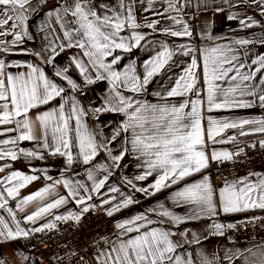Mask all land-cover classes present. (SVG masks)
Wrapping results in <instances>:
<instances>
[{
  "label": "crops",
  "instance_id": "obj_1",
  "mask_svg": "<svg viewBox=\"0 0 264 264\" xmlns=\"http://www.w3.org/2000/svg\"><path fill=\"white\" fill-rule=\"evenodd\" d=\"M82 2H86V0H82ZM72 4L73 0H48L47 3L41 2V0H31V8L25 13L28 19L23 25L14 19L9 22V25L0 29V31L9 33V35L0 36V59L4 60L8 66L6 71L14 74L27 73L29 69L26 65L32 64L40 68L52 82L65 89L62 93L64 99L57 97L48 105H42L39 110L33 111L58 110L59 106L63 104L64 114L67 117L71 112L70 106L74 103L83 110L82 122L95 136L97 144L104 143L107 148H100L96 157L88 165H85L82 163V157L78 155V147H74L72 149L74 160L71 165H68L66 157L52 155L51 149L43 148L42 129L38 125L33 129V133L37 137L36 140L17 141L16 144H5L3 141L14 140L27 130L22 126L18 127L15 123L0 125V155L15 152L18 157L16 160H12L10 156L0 158V168L3 169L0 171V194H3L0 197V203L7 201L5 206L0 208V232H6L8 229L15 232L19 225V229L30 233L45 224H58L62 220H57V216H68L70 213L80 215L81 209L86 206L90 210L101 209L107 212L130 197L133 200L132 204L113 213L114 231L103 235L106 241H117V233L120 231L115 227L117 223L134 220L136 216H145L148 220L153 221L151 225H148L149 228H160L173 233L171 239L179 245L173 255L180 258L181 264H189V262L190 264H260L261 260H264V239L229 241L225 238L224 232L228 225H236L250 217L264 216V209L254 208L244 212L218 213L215 216H209L206 213H200L199 206L185 202L176 196V193L182 191L187 185L202 182L205 177L208 178V182L218 194L219 190L225 186L216 188L213 184L211 166L218 161L210 159L206 169L155 192L150 185L158 178L156 171H153V174L145 180L136 179L138 176L145 175L149 169L144 162L145 158H137L138 154L130 151L132 130L122 131L124 125L128 123V115L111 111L97 113L95 109L113 106L116 90L137 105L172 107L179 106L185 100L200 99L205 102L202 108L205 128L208 127L209 119L237 123L243 120L254 121L245 124L242 128L223 130L216 136V143L205 136L209 151L227 152L234 156L253 141L264 139V131H260L264 128V107L260 106L255 96H242L239 92L228 93L229 101H254L255 104L253 107L247 108L229 106L214 108L212 111L207 110V79L204 73L205 57H208L210 68L215 66L222 70L232 69L225 78L214 81L218 86L217 102L222 103L225 93L237 86L241 89L247 87L248 91L257 93L264 92V84H261V80H264V68H260L258 62L253 63V61H259L260 57H264V3H261L260 0H256V3H253V0H179V3H176V8L179 11L168 9L167 16L176 17L184 22L182 24H176L170 18L157 17L149 11H144L145 5L135 4L138 23L144 25L148 20L157 19H160L161 23L157 26L156 31L147 27L137 29V32L145 36V39L140 42V46L133 48L130 53L116 49L112 56L105 58L104 62L109 63L113 56L118 55L122 58L118 64L113 65V69L123 72L130 64H134L135 75L139 76L142 81L146 75L144 63L147 60L163 51L164 46L173 52L171 60L164 69L155 74L149 83L138 92L131 91L130 84L113 90L109 79H98V77L108 74L104 69L94 66L89 57L83 55L86 49L67 47L68 40L63 35L64 32L73 31L75 35L74 30L79 27L76 24L77 18L72 17L70 12L64 15L62 11L64 6ZM92 4L97 6V12L102 11L98 7L100 4H106L113 9L119 7L118 0H92ZM57 6L61 8L60 18H57L55 14L49 17L47 13L53 11ZM152 7L164 11L166 3L164 0H156ZM33 8L35 11H32ZM230 16L234 18L229 19ZM241 21L249 26L246 27ZM13 23L18 25L14 29L11 28ZM184 24L192 32L190 37H175L159 30L168 28L182 31ZM25 32L27 35L24 34ZM131 32V29L126 28L121 32V35L130 39ZM16 33H19L23 38L16 41ZM29 37L31 38L29 39ZM240 41H247V43H240ZM61 44L65 45L63 49L60 48ZM53 47L59 54L50 56ZM184 52L188 54L185 55ZM36 53L39 55H35ZM45 57H49L51 63L45 62ZM193 59L197 64L193 71L196 78L195 89L199 90V95L189 93L186 96L169 97L167 93L176 87L177 81L191 66ZM77 60L84 64L87 72H80V69L76 67ZM213 60L216 61L215 65L212 64ZM17 64L23 66L13 67ZM257 68H260V71H257ZM65 69L66 71H64ZM237 69L240 75L236 80H232L231 77L237 75ZM57 71L62 72L63 75L57 76L55 74ZM217 74L219 75V73ZM245 75L251 76L252 79L241 81L240 76ZM64 76L73 80L78 87L72 89ZM85 77L95 82L89 84ZM29 116L32 117V112L29 113ZM16 119L22 120L23 117H16ZM69 124L74 126L75 120H70ZM7 128L16 130L5 132ZM242 132L245 134L241 135ZM116 133L119 135L112 139ZM21 149L24 152H36L37 156L28 157L20 151ZM122 150L126 154L118 162L119 167H115L111 157L121 154ZM40 155H43L44 158L40 159ZM101 165L106 166L111 174L105 172L100 167ZM89 170L92 171L94 180L88 179ZM14 172H20L26 176H36L38 179L19 188L18 194L8 196L7 189L18 187L21 183L19 179L9 181ZM105 175L108 176V179L104 187L100 189L99 193L95 192V183L104 179ZM65 180L71 181L73 186L83 184L87 191L79 190V196L86 199L88 195H91L92 199H86L85 204H77L75 199L70 196L68 188L64 186L63 181ZM128 181L132 182L131 185L127 183ZM239 181H243L244 184L256 185L259 188L261 181H264V170L248 173L244 177L231 180L228 183ZM113 187L119 191H110ZM45 188H49V192L43 198H38L27 204L23 203L25 198ZM137 189H148V191H137ZM259 194V192L254 193L253 199H258ZM60 197H69L68 202L51 209L34 222L27 220V216L34 214ZM216 199L217 196H214V200ZM104 200H110V203H103ZM161 205L164 206L163 209L160 207ZM164 210L180 217V222L169 221L168 218L161 217L160 213ZM196 214H198V218H193ZM162 220L163 223H161ZM138 223L145 224L146 221ZM214 224H222L225 227L222 232H218L213 227ZM46 230L48 229L46 228L44 231ZM130 235H136V233ZM25 238L23 236L15 240L0 238V260H3V264H38L34 255L24 246ZM108 247L109 245L106 244L105 247L99 248L92 257L77 264H101L102 254ZM98 256L100 260L97 259Z\"/></svg>",
  "mask_w": 264,
  "mask_h": 264
},
{
  "label": "snow or ice",
  "instance_id": "obj_2",
  "mask_svg": "<svg viewBox=\"0 0 264 264\" xmlns=\"http://www.w3.org/2000/svg\"><path fill=\"white\" fill-rule=\"evenodd\" d=\"M41 2L47 3L48 0H41ZM118 2V9H113L106 4H100L98 7L102 11L97 12V6L92 4V0H86V2L73 0V4L64 6L62 11L64 15L70 12L72 17L77 18L76 24L79 27L75 28V35L73 31H65L63 35L67 37V47L86 49L83 55L89 57L94 66L104 69L108 74L107 76H100L98 79H109L113 90L130 84L131 91L138 92L144 85L149 83L155 74L164 69L165 65L171 60L173 52L164 46L163 51L158 52L152 59L147 60L144 63L146 75L142 81L139 76L135 75L136 68L134 64H130L123 72L113 69V65L118 64L122 57L118 55L113 56L109 63L104 62L105 58L112 56L113 51L116 49L130 53L133 48L139 47L140 42L145 39V36L137 32V29L147 27L156 31L157 26L161 23V20L157 19L154 21L148 20L146 24L141 25L137 22L134 5L137 3L145 5L144 11H149L157 17L170 18L176 24L184 22L176 19V17L167 16L168 9L179 11L176 8V3H179V0H175V3L174 0H164L166 3L164 11L152 7L156 0H118ZM260 2L264 3V0H260ZM253 3H256V0H253ZM29 8H31V0H0V29L9 25V22L14 19L23 25L28 19L25 13L28 12ZM32 11H35V9L33 8ZM54 14L57 18H60V6L47 13L49 17ZM233 18L229 17V19ZM241 23L246 27L249 26L244 21H241ZM17 26L13 23L11 28L14 29ZM126 28L132 30L130 39L121 35V32L125 31ZM159 30L175 37H190L192 35L186 24H184L182 31H174L168 28ZM24 34L27 35V32ZM6 35H9V33L0 31V36ZM22 38L19 33H16V41ZM240 43H247V41H240ZM64 47V44L60 45L61 49ZM53 54H59L55 47L51 49L49 55ZM183 54L187 55L188 53L184 52ZM35 55H39V53ZM44 59L45 62L51 63L49 57H45ZM73 59L75 60V57ZM257 62L260 64V68H264V57H260L259 61H253V63ZM212 64L215 65L216 61L213 60ZM22 66L19 64L13 65V67ZM7 67L4 60L0 59V125L15 123L18 127L22 126L27 131L16 139L5 140L3 143L16 144L17 141L36 140L37 137L34 135L33 129L34 126L38 125L42 129L41 139L43 148L51 149L52 155L66 157L68 165L73 163L72 149L74 147H78V155L82 157V163L85 165H88L96 157L100 148H107V145L104 143L97 144L95 136L89 132L82 122L83 110L78 108L74 103L70 106L71 112L67 117L64 114L63 104L59 106L58 110L33 111L39 110L42 105H48L57 97L64 99L62 93H64L65 89L59 87L46 77L40 68L27 64L26 67L29 69L27 73L20 72L14 74L6 71ZM76 67L80 69L81 73L87 72V68L81 61H76ZM196 67V61L193 59L191 66L185 70V74L177 81L176 87L167 93L169 97L186 96L189 93L199 95V90L195 89L196 78L193 71ZM260 68L256 70L260 71ZM230 71L232 69L222 70L215 66L210 68L208 57L204 58V73L207 79V110L212 111L214 108L219 109L229 106L245 108L254 106V101H229L227 99L228 93L235 94L237 92L242 96H255L260 106L264 107V92L248 91L247 87L241 89L239 86L229 89L225 93V99L222 103L217 102L218 86L214 81L225 78ZM236 71L237 75L232 76V80H236L237 76L240 75L239 70L237 69ZM55 74L57 76L63 75L60 71H57ZM64 79L68 81L72 89L78 87L67 76H64ZM85 79L89 84L95 82L88 77H85ZM240 79L241 81H248L252 77L245 75L240 76ZM261 84H264V80H261ZM114 99L115 104L113 106L102 109L97 108L95 111L97 113L101 111L122 112L128 115V123L124 125L122 131L127 132L129 129L132 130L130 151L137 153V158H145L144 162L149 169L145 175L138 176L136 179L145 180L153 174V171H156L158 178L150 185L155 192L170 187L171 184H175L178 180H182L193 173L201 172L209 166L210 159L213 161L231 160L233 158L232 153H218L215 150L209 151L205 136L213 143H216V136L223 130L237 127L242 128L245 124L254 122L249 120H243L239 123L218 122L209 119L208 127L205 128L202 116V108L205 102L200 99L195 101L185 100L179 106L172 107L149 106L146 104L137 105L122 96L118 90L115 91ZM65 103H67V100H65ZM186 109L188 111H185ZM129 110L131 111L129 112ZM30 112H32V117L29 116ZM16 117H23V119L17 120ZM72 119L75 120L74 126H70L69 124V121ZM15 130V128H7L5 132ZM260 131H264V128L260 129ZM244 134L243 132L241 133V135ZM116 135H119V133H116L112 139H115ZM20 151L28 157L37 156L36 152H24L23 149ZM124 154L126 153L122 150L121 154L111 157L115 167H119L118 162L123 159ZM3 156H10L12 160L18 158L15 152L4 153L0 155V158H3ZM39 158L43 159L44 157L40 155ZM100 167L105 172H108L109 175L111 174L106 166L101 165ZM0 171H3V169L0 168ZM13 179H19L21 183L18 187L8 188V196L18 194L19 188L25 187L27 183L38 179V177L14 172L9 181L11 182ZM88 179H95L91 170L88 171ZM107 179L108 176L105 175L104 179L95 183L94 191L99 193ZM57 183H60V181H57ZM127 183L131 185L132 182L128 181ZM63 184L68 188L70 196L75 199L77 204H85L86 199H92L91 195H88L86 199L79 196V190L83 189L87 191L83 184L73 186V183L68 180L63 181ZM110 191L117 192L119 189L113 187ZM137 191L147 192L148 189H137ZM48 192L49 188L42 189L25 198L23 203L27 204L38 198H43ZM256 192L260 193L258 199H253V194ZM2 195L0 194V197ZM176 196L185 202L199 206V212L206 213L209 216H215L218 213L244 212L254 208L264 209V181H261L259 188L256 185L244 184L243 181L231 184L226 183L217 194L208 182V178L205 177L202 182L187 185L182 191H178ZM214 196H217L216 200H214ZM68 199L69 197L56 199L53 203L27 216V220L34 222L51 209L67 203ZM6 203V200L0 203V208H3ZM103 203H110V200H104ZM132 203L133 200L129 197L114 208L107 210V215L111 217L114 212H118L121 208H126ZM92 207L94 208L95 206ZM160 207L163 209L164 206L161 205ZM89 210L90 208L86 206L81 209L80 215L70 213L68 216H57L56 219L79 222L81 215L87 213ZM9 212H11V209H9ZM160 215L161 217L168 218L169 221L177 223L181 220L180 217L174 216L166 210L162 211ZM193 218H198V214L194 215ZM140 221H146V223L140 224L138 223ZM152 223L153 221L148 220L145 216H136L134 220L117 223L115 227L120 230L117 233L118 242L106 241L109 247L102 254L103 260L101 264H181L180 258L173 255L179 246L171 239L173 233L160 228H149L148 225ZM161 223H163V220ZM213 227L218 232H222L225 225L214 224ZM227 227H234V225H228ZM46 228L52 229L55 228V225L45 224L36 228L35 231L43 232ZM142 229L144 230L142 231ZM131 233H136V235H130ZM28 235L27 231L19 229V225H17V231L15 232L11 229H8L6 232H0V238L6 240H15L21 236L27 237ZM97 259L100 260V257L98 256ZM0 264H3V260H0ZM260 264H264V260H261Z\"/></svg>",
  "mask_w": 264,
  "mask_h": 264
},
{
  "label": "built area",
  "instance_id": "obj_3",
  "mask_svg": "<svg viewBox=\"0 0 264 264\" xmlns=\"http://www.w3.org/2000/svg\"><path fill=\"white\" fill-rule=\"evenodd\" d=\"M264 170V139L253 141L239 150L231 160L212 164L211 174L216 188L246 174ZM114 231V219L104 210L96 209L81 215L79 222L62 220L55 228L43 232L31 231L23 240L38 264H77L92 257L106 246L103 235ZM229 241L264 239V216L247 218L234 227H226Z\"/></svg>",
  "mask_w": 264,
  "mask_h": 264
},
{
  "label": "rangeland",
  "instance_id": "obj_4",
  "mask_svg": "<svg viewBox=\"0 0 264 264\" xmlns=\"http://www.w3.org/2000/svg\"><path fill=\"white\" fill-rule=\"evenodd\" d=\"M94 210H96V209H94ZM100 210H101V209H100ZM89 211H92V210H89ZM89 211H88V212H89ZM105 212H106V211H105ZM84 214H85V213H84ZM112 218H113V216H112ZM113 219H114V218H113ZM29 251H30V250H29ZM30 252H31V251H30ZM31 253H32V252H31ZM32 254H33V253H32ZM34 257H35V256H34Z\"/></svg>",
  "mask_w": 264,
  "mask_h": 264
}]
</instances>
